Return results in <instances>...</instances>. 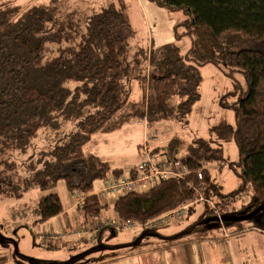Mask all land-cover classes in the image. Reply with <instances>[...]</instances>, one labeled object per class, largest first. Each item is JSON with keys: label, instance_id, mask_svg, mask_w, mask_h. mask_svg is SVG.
I'll return each mask as SVG.
<instances>
[{"label": "trees", "instance_id": "obj_1", "mask_svg": "<svg viewBox=\"0 0 264 264\" xmlns=\"http://www.w3.org/2000/svg\"><path fill=\"white\" fill-rule=\"evenodd\" d=\"M56 1L24 10L0 5V193L49 190L34 206L38 220L46 221L63 211L60 195L50 191L62 181L68 190L84 194L79 201L84 216L100 217L104 206L89 192L95 180L119 175L121 169L85 153L83 146L92 134L131 121L145 119L152 126L189 114L199 97L200 66L212 63L240 73L246 82L232 107L235 125L220 119L210 127L217 139L236 141L241 156L237 188L224 193L212 181L207 164L222 160L221 148L195 138L177 154V140L171 138L150 152L180 161L187 173L146 191L121 193L113 209L119 221L143 223L191 199L198 186L218 206L215 213L203 203L200 222L209 214L227 218L219 220L234 234L243 232V220L250 228H264V208L248 219H234L264 203V0H159L170 11L188 15L186 54L175 43L131 52L135 31L120 0L76 23L56 16ZM228 34L257 46L222 50ZM132 80L141 89L138 100L130 98ZM71 122L74 128L66 129ZM37 137L42 146L33 143ZM245 193L249 203H257L251 210L247 204L233 205ZM228 204L232 208L224 211Z\"/></svg>", "mask_w": 264, "mask_h": 264}, {"label": "rangeland", "instance_id": "obj_2", "mask_svg": "<svg viewBox=\"0 0 264 264\" xmlns=\"http://www.w3.org/2000/svg\"><path fill=\"white\" fill-rule=\"evenodd\" d=\"M112 1L118 0H57L55 3V14L59 19L68 20L72 23L81 22L84 17L100 11ZM52 2L53 0H0V5L11 3L22 7V10H24L38 5L49 7ZM120 2L125 4L130 16L131 25L135 31V37L129 41L132 47L131 52L137 49L148 51L150 47L164 43H175L179 47L181 54L188 52L191 41L185 24L188 23L189 17L184 11H170L159 0H120ZM256 46L257 44L253 40L237 34L226 35L220 43V48L226 51H236ZM200 71L202 79L199 85V97L192 104L190 113L181 117L175 116L171 120L158 122L156 125L158 130L157 144L162 147L171 138H176L177 154H183L195 138L210 140L213 147H219L222 150V160L209 165L212 181L218 190L228 193L235 190L238 186L241 156L234 139L219 140L210 131V127L220 119L225 120L231 126L235 125L232 107L239 95L245 90L246 82L240 73L233 72L227 67L220 68L212 63L202 64ZM140 92V88L134 80L133 87L131 88V98L138 99ZM65 126L66 129H71L75 125L71 122V124L68 123V126L67 124ZM143 129L144 125L142 121L136 120L125 124L122 128L113 132L98 133V135L106 137L108 141L105 145H102L104 144L103 140L98 141L102 148L103 157L113 160V166L121 168H125L128 163L134 164L142 160L144 158L143 147L145 144L142 143ZM61 132L65 131L61 130ZM40 138L43 137L41 136ZM41 141L37 137L33 140V143L42 146ZM150 145V143L147 144L148 150L152 148ZM38 157L39 152L36 158ZM102 182V179L96 180L93 187L95 189L100 187ZM61 185H63L62 181L50 191L61 194ZM47 192L49 190L38 189L27 190L20 193V195L0 193V264H16L17 261L21 264H27L29 263L27 256H40L43 259L45 258L44 260H50L54 257H61L63 253V258L68 257L69 254L66 253L67 249L64 245L59 244L58 249L61 250H55L57 248H43L42 241L33 234L29 226L31 219V222L35 225L49 224L55 229H59L63 227L65 217L68 216V219L70 218L71 212H67V215L64 213L56 220L53 218L46 221L36 220V214L33 211L34 204L40 195ZM249 201V193L240 194L234 199L233 205H237L238 207L241 203L247 204L246 207L249 210L256 207L257 203H249ZM233 205L222 206V209L230 211ZM10 211L19 214L25 212L27 214V221L12 223ZM202 213L203 203H197L185 217L171 220L169 223L156 227L153 230L156 235H150L149 233H152V231H145L137 227L133 230L117 232L110 237L106 236L99 243L101 246H111L121 242H130L133 237H137V240L133 244L127 245L123 249H116L115 251L121 252L124 249L129 251L146 249L145 251H147L158 250L160 248L158 247L159 245L163 246L167 242L177 239L180 241L186 240L183 244L185 252H188V249L194 254H198L200 251L207 252L210 246L222 243L223 240L218 236L222 234V231L229 234L230 229H222L223 225L220 220L209 214H206L200 222L199 218ZM101 216L103 218L106 216L107 218L114 219L115 215L112 207L102 208ZM256 220L259 221L260 216H257ZM242 222L241 225H245L243 226L244 230L237 233L239 235L245 233L238 240L239 248L241 249L238 250V244H230V249L233 252L232 255H235V251H237L238 254L236 253V255L238 258L247 254L250 262L257 261L260 264H264V246L260 241L256 239L253 241L251 236L246 234L251 229L248 226L250 223L247 220H243ZM178 232L179 234L173 238H163L165 235L176 234ZM140 236L142 237L139 238ZM199 236L208 238H198ZM207 239L210 240L208 241ZM104 242H107V244H104ZM96 244L97 242L94 241L87 245L89 247L85 248L94 252L92 247L97 246ZM85 252V250L81 252L84 255V260L88 256H91L89 252L84 254ZM27 253L30 255H27ZM69 260L73 261V259ZM64 264H67V262ZM70 264H75V262Z\"/></svg>", "mask_w": 264, "mask_h": 264}, {"label": "crops", "instance_id": "obj_3", "mask_svg": "<svg viewBox=\"0 0 264 264\" xmlns=\"http://www.w3.org/2000/svg\"><path fill=\"white\" fill-rule=\"evenodd\" d=\"M158 45H161V44H158ZM133 81L134 80L131 81V88L133 87ZM140 96H141V92H140L139 98ZM138 99H133V100H138ZM139 121H142L144 125L143 134H142V143H146V144L150 143L151 144L150 146L152 148L159 146V144H157L158 130L156 128V125L160 121L156 122L152 126H149L145 119L139 120ZM161 121H166V120H161ZM125 124H123L120 128H122ZM98 133H103V132H96L92 134L90 140L83 146V151L85 153H92V154L98 155L105 162H107L111 167L121 169V171L123 172L120 171L119 175L109 173L105 179H102L103 180L102 185L96 189L93 187L92 190L89 192V194L91 193L96 194L97 197L99 198V201L105 208L112 207L113 209V204L119 194L108 192V193H105L103 197H101L100 192L103 190V188L105 187L108 181H110L114 177L123 175L125 172L129 170L131 166L135 165L136 163L134 164L128 163L125 168L113 166L114 164L113 160L103 157V153L101 152L102 148L98 143V141L103 140L104 144L102 145H105L108 141L106 140V137L104 136L102 137V135H98ZM210 164H207L208 169H209ZM93 186H94V183H93ZM60 188H61V194L59 193L58 194L60 195L62 202H63V211L60 214L52 218L56 220L57 218L59 219L62 214L65 213V215H67L66 214L67 212H71L69 219H68V216L65 217L63 227L59 229H55L49 224L48 225L47 224L46 225L44 224L35 225L33 222H31V219L29 221V224H30L29 226L31 227L33 234L37 236L40 239V241H42L43 248H50V249L57 248L55 250H61V249H58L59 244H61V245H64L65 248L67 249L66 253L69 254L68 257L70 256L71 257L63 258V253L61 257L60 256L57 258L54 257L53 259H50V260H47V259L44 260L45 258L43 259L40 256H35V257L27 256V259L29 262L27 264H64L66 262L67 264H70L72 262H75V264H190V263L191 264H260L257 261L250 262L248 260L247 254H245V256H241L238 258V256L236 255L237 251H235V255L234 254H233L234 256L232 255L233 252L230 249V244L231 245L238 244V240L241 239V236H243L245 233L242 235H239L237 233L234 234L230 232L228 234L227 232H224V231H222V234L218 236L223 240L222 243H219L218 245H212L209 247V251L207 252L200 251L198 254H194L192 251H190V249H188V252H185L184 251L185 249H183V244H184V241L186 240L180 241L177 239H174L171 242H167L166 245H163V246L159 245L158 247L160 248L158 250L145 251L146 250L145 249V250L129 251V250L124 249L121 252H116L115 251L116 249H123V248H126L127 245L133 244L134 241L137 240V237H133L130 242H121L119 244L111 245V246H106V245L101 246L99 241L105 239L106 236L110 237L112 234H115L120 231H127V230H120V231L115 232V230L112 229V227H110L107 223H103L102 226L98 227V230L95 232L91 230V227L97 223H100L103 221L110 222L112 220H118L114 209H113L114 215H115L114 219L107 218L106 216L105 218H103V216H101V213H100V217L98 218L86 217L84 216L82 210L79 207L80 205L79 201L80 199L84 197V194L79 191L68 190L64 183L63 185H61ZM31 190H38V189L34 188ZM191 211H188V213H190ZM12 212L13 211L9 212L11 215L12 223L14 222L20 223V222L27 221V214L25 212H22V214L12 213ZM38 217L39 216L36 214V218H37L36 220L40 221L38 220ZM87 227H90V229L86 230ZM222 229L224 228L222 227ZM152 233H149V234L156 235L155 233L154 234ZM174 233H172L173 235L172 234L165 235L163 236V238L170 239V237L173 238L174 236L179 234V232L176 234ZM246 234L248 236H251L253 241H255V239L260 241V243L264 246V240H262L264 239V228H251L249 231H247ZM47 236L49 237L46 238ZM200 237L201 236H199L198 238ZM201 238L206 239L208 237L206 238L201 237ZM207 240L209 241L210 239H207ZM94 241L97 242L96 244L97 246H94V247L91 246L94 252H92L91 250H87L85 247H89L87 245H89L90 243ZM104 244H107V242H104ZM238 248H239V244H238ZM240 249L241 248H239L238 250ZM84 250L86 251L84 254L89 252L91 255V256H88V258H86L85 260H84V255L81 253ZM74 251L75 253H73ZM27 255H30V254L27 253ZM69 259H73V261ZM16 264H21V263L17 261Z\"/></svg>", "mask_w": 264, "mask_h": 264}, {"label": "built area", "instance_id": "obj_4", "mask_svg": "<svg viewBox=\"0 0 264 264\" xmlns=\"http://www.w3.org/2000/svg\"><path fill=\"white\" fill-rule=\"evenodd\" d=\"M144 158L131 166L127 172L118 177H114L107 182L103 190L100 192L101 197L105 193L121 194L129 191H146L155 186L159 181L170 176L183 177L187 170L180 161H167L163 155H153L150 149H147V144L143 147ZM197 203H204L211 207L215 213L218 212L215 199L207 196L200 187L193 186V197L188 199L173 209L165 211L160 215L151 218L143 223L133 220H112L110 222H100L91 227L92 231H97L98 227L103 223H107L115 231L133 230L137 227L145 231L154 230L156 227L171 220L183 218L190 208ZM87 227L86 230H89ZM47 236L46 238H48Z\"/></svg>", "mask_w": 264, "mask_h": 264}, {"label": "water", "instance_id": "obj_5", "mask_svg": "<svg viewBox=\"0 0 264 264\" xmlns=\"http://www.w3.org/2000/svg\"><path fill=\"white\" fill-rule=\"evenodd\" d=\"M264 208V203L260 204L258 207H256L254 210H252L251 212L247 213L246 215H242V216H236L234 219L236 220H243V219H248L250 218L251 216H253L256 212L260 211L261 209ZM217 219H220V220H225L227 218H224V217H220Z\"/></svg>", "mask_w": 264, "mask_h": 264}, {"label": "bare ground", "instance_id": "obj_6", "mask_svg": "<svg viewBox=\"0 0 264 264\" xmlns=\"http://www.w3.org/2000/svg\"><path fill=\"white\" fill-rule=\"evenodd\" d=\"M151 148V147H150ZM116 232V231H115Z\"/></svg>", "mask_w": 264, "mask_h": 264}]
</instances>
